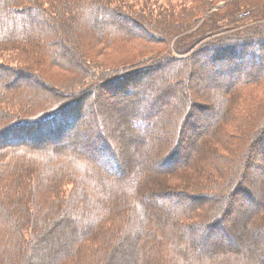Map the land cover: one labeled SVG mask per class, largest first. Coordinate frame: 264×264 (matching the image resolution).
<instances>
[{
	"label": "trees",
	"instance_id": "trees-1",
	"mask_svg": "<svg viewBox=\"0 0 264 264\" xmlns=\"http://www.w3.org/2000/svg\"><path fill=\"white\" fill-rule=\"evenodd\" d=\"M217 1L224 0H0V48L36 54L26 72L0 66V264H30L40 241L61 225L66 236L37 264H264V184L256 201L252 177L264 176V103L252 97L261 92L264 99V0H235L209 12ZM199 21L197 35L184 41L182 34ZM75 30L96 36L112 53L125 51L126 59L112 68L93 65L72 39ZM218 32L230 33L194 51L197 66L214 67L207 68L209 77L195 76L187 65L192 54L144 67L143 59L131 62L149 54L151 45L178 38L175 50L177 44L187 48ZM167 66L176 67H168L159 89L200 81L197 96H204L203 85L213 93L207 110L212 120L195 132V144L206 147L213 164L195 148L207 164L185 169L178 187L163 177L193 159L191 148L179 159L175 151L194 104L187 96L173 103L168 91L153 95L145 88ZM185 69L187 81L179 75ZM56 71L70 73L63 86L53 81ZM135 73L152 79L137 91L129 113L117 114L119 127L107 130L97 101L108 97L112 82ZM243 96L252 97L250 106L258 111L247 114L246 146L233 165L218 154V145L208 147L207 138L230 121L234 99ZM144 103L145 114L138 113L135 107ZM56 122L65 125L57 128ZM70 123L77 134L60 139L56 131ZM118 128L122 138L115 135ZM117 137L122 150L112 141ZM229 148L223 149L233 153ZM84 242L95 247L83 250Z\"/></svg>",
	"mask_w": 264,
	"mask_h": 264
},
{
	"label": "rangeland",
	"instance_id": "rangeland-1",
	"mask_svg": "<svg viewBox=\"0 0 264 264\" xmlns=\"http://www.w3.org/2000/svg\"><path fill=\"white\" fill-rule=\"evenodd\" d=\"M231 1H235V0H224V1H217L214 2V5H211L209 12H218V11H222L225 10L226 7L229 5V3L231 4ZM172 2L174 4H176V0H172ZM170 4L171 1H170ZM191 6L190 4H187L185 7V9H189ZM204 17L206 16L203 15ZM77 23H80L79 20L76 21ZM202 22L199 21L198 23H195L188 31H185L182 36H187V35H197V32L199 30V25ZM249 29L250 26L246 25V26H242L238 29ZM73 31V30H72ZM77 32L76 37L72 36L73 40L79 44V46H82L83 50L85 51V55L86 57H90L93 58L94 61L91 62L93 65H97L99 68L102 67L98 64L107 66V67H117L120 66V62H122L123 60L126 59V57L124 56L125 51H120L118 53H112L109 50H106L105 48H103L101 46L100 43H98L95 38H97L96 36L90 37L87 34V37L85 36V33L82 30H75ZM230 32H218V33H214L212 36L206 37L204 39H200L199 41H196L194 43H192L191 47H187V48H181V44H177L176 46V50H175V45L176 42L178 41V38H174L172 40H170L168 43L166 44H161V45H151L150 46V53L149 54H145L144 56H139L137 59L131 60L132 61H136V60H141L139 63L140 66H147L153 63V61L155 60H160L161 58L164 59V57L167 56H175L178 59H183L186 56L192 54L190 61H188V64L190 63V67L194 69V72L197 74H195V76L198 79H201L202 74L204 73L205 75H207V68H213L212 66L208 67L207 64H203V65H196V62L193 60H196L195 56V52H197L198 50H200L201 48H203L206 43H210L211 41L216 40V38L221 37L223 35H226ZM71 34V33H70ZM188 36L184 39L187 40ZM71 41V40H70ZM72 44V42L69 43V45ZM138 44V43H136ZM27 47V46H24ZM98 47H100V49H98ZM81 50V49H80ZM29 50H25V51H19L17 49H12L11 47H3L0 48V66L2 67H6L7 65L10 66H17L20 68H24V69H20L23 70V72L27 71V63L32 62L33 58H36V54L32 55L30 53ZM169 52V53H166ZM141 53V52H140ZM194 53V54H193ZM163 62H166L168 60H162ZM201 61V59L199 60ZM198 62V61H197ZM200 64V62L198 63ZM161 65V64H160ZM159 65V66H160ZM244 65V63L242 64ZM157 64L154 65V67H156ZM169 68L174 69L176 66H167L164 70L165 72L161 73L160 77H156L152 83H149V79H152V77H148L147 75V79H143L142 74L139 75V77L136 76V73L133 75H130L128 78H126L125 80H119V81H115L112 82L110 85L107 86V98L105 97L104 99H102L101 97H99L98 99V112L101 114L102 119L104 120V124L107 127V130H112L113 126H116V123L118 122L119 118L117 117V114H122V116H125L126 114L129 113V111L132 109L133 106V102L135 100V98H137V91L141 88L144 87V85L147 83V88L148 92H150V94H158L160 93V90L163 89L164 93H166L169 95L168 98L169 101H176V102H183L184 100L187 101V97L189 100V97L192 99V104L193 105V110H191L190 112L188 111V114L190 113L191 115L188 116V119L190 118V121L188 120H183V128H182V132H181V137L178 142H180L178 148L175 151V156L177 157V159L180 158V156H182L184 153H186V151L191 148V150L193 151L192 154V158L190 159V161L188 160V157L186 158V160L184 161V163H182L180 165L184 166L183 169H181V172H178L177 174H171L172 172L170 171L171 176H164V183H168L171 186L174 187H178L176 185H183L181 182H179V180H182L183 177V172L185 169H188L190 167H200V166H204L207 163H201L199 161V155H198V151L195 150V148L199 149V144H195L196 141L198 139L197 134L195 135L196 131H199L200 133L205 131V129H207L208 127L205 124V121H211L212 120V116L210 115V113L207 110H211V108L213 107L212 104L210 103L211 100H213L212 95L213 93H211V85H203V89L204 90V96L203 97H199L196 95V91L198 90V88H200L202 86V82H198L196 84H188L184 82H182L181 87H175L173 88V85L171 86H163V88L159 89L160 87V83H161V79L162 78H166L167 74L170 70H168ZM27 68V69H26ZM26 69V70H25ZM50 71H54V70H50ZM15 73V72H14ZM54 74V83L58 84V82H60V85L63 86L62 83V79L66 78L69 76L70 73L64 71H56V72H52ZM184 74V78H186L185 81L189 80L190 76H189V72L188 70L185 69V71H181L179 72V75H183ZM170 75V73L168 74ZM207 77H209L207 75ZM123 83H117L120 81H123ZM116 85L115 88H111L112 85ZM199 84V85H198ZM53 87V86H52ZM129 89H131L132 91H129ZM197 89V90H196ZM260 90L263 89L264 92V88H259ZM60 91H63V89L59 88ZM161 90V91H163ZM56 91V90H55ZM68 94V93H67ZM187 96V97H186ZM206 97V98H205ZM245 99H239V97L237 98V101L234 99V104L232 105L231 109L232 111L228 114H230L231 116H228V118H231L230 121H224L222 124L220 123L218 127L214 128L212 131V135L207 138V141H209V145L208 147L210 149H213V151L216 149V145H218L220 147V149L222 151H220L218 154L220 156L223 157V160H232V164L236 165L238 160L237 158H239L240 154V150H244L246 144V140L247 138H245L246 133L248 132V124H249V120H247L246 118L248 117L247 114L248 112H250V110H255L256 112L258 111V107L256 106H250V99L253 97L255 99V103L256 102H262L264 103V99L262 98V93H256L254 94L251 98L249 97V100L246 98V96H243ZM107 99V100H106ZM104 100H106L107 103L104 102ZM232 100V99H231ZM233 101V100H232ZM147 104L144 103V105H139L135 107V110H139L138 113H142L144 111L147 110ZM257 105V104H256ZM141 106H144L143 108H141ZM146 106V107H145ZM176 107V106H175ZM96 108V109H97ZM198 108H204L203 110L198 109ZM96 109H92L93 113L96 111ZM176 110L180 113H183L184 109H182L180 106H178V108H176ZM187 113V112H186ZM113 114V115H112ZM186 115V114H185ZM115 116L117 118H115ZM121 116V117H122ZM211 116V117H210ZM142 117V116H141ZM182 116H180L181 118ZM179 118V114H178V119ZM73 119V117H72ZM244 119V121H243ZM90 120V119H89ZM156 118L152 119V123H156ZM187 121V122H186ZM208 123V122H207ZM57 126V122L55 123ZM158 124V123H157ZM65 125V123L63 124H58V127H61ZM75 125H78V123H76ZM82 125V124H81ZM84 125H86V122L84 123ZM159 125V124H158ZM177 125V124H176ZM74 125H72L71 123L68 124L65 127H62V129H58L56 131V135L60 138V139H67L69 136H72L73 134H77L76 131H74V129L76 127H73ZM121 128L123 125H120ZM119 126H116V128ZM89 128V127H88ZM121 128L115 129V135L118 136L119 138H122V131L120 130ZM43 129H40V133H42ZM59 131V132H58ZM23 131L16 133V136L20 137L22 135ZM207 134V133H206ZM117 137V139L115 140L114 138L112 139V141L114 142V144L119 147L116 142L119 140ZM160 137V136H159ZM72 138V137H70ZM68 138V139H70ZM213 138L217 139V140H213ZM83 139V138H82ZM81 139V140H82ZM122 140H120L121 142ZM84 142V141H82ZM169 143V142H168ZM192 143V144H191ZM231 143V144H230ZM84 144V143H82ZM173 144V143H172ZM228 144L230 145L229 150L231 149L233 151V153L231 152H226L224 148V145ZM236 144V145H235ZM231 145H233L231 147ZM191 146V147H190ZM214 147V148H213ZM120 148V147H119ZM122 150V148H120ZM126 152L130 153L128 151L127 148ZM165 150H167V148H165ZM200 153H202L200 156L203 157L205 162L209 163V167L210 165L213 164V162L211 161V159L207 160L208 154L206 153V147H203L202 145V149L200 148ZM179 151V152H178ZM170 158L169 161H172L174 158ZM212 156V155H211ZM206 158V159H205ZM134 159V157H133ZM136 160V159H135ZM129 163L130 166L133 167L135 165L136 162L132 161L131 159H129ZM223 167H226V169L229 166H226V162L223 164H220ZM179 174L181 175V177H179ZM252 177L255 178V185L254 187L257 188V192L255 195V199L256 201H258L260 199V193L258 191V189L262 188V185L264 184V176H256V173H252ZM158 190H165L164 188H160ZM237 221V220H236ZM235 223H238L235 222ZM71 224V223H69ZM65 225H61L60 228L51 231L47 237H45L46 239H42V241H40V243L42 244V246H40L38 252H35L33 259L31 260L30 264H37L40 260H44L46 261L45 257H47V254L49 253V251L52 248H57L56 244L58 242L61 241L62 237H65L67 234V230H65L64 228ZM81 247L83 248V250L85 248L89 249V248H94L95 247V243H90V242H84ZM42 249V250H41ZM82 250V251H83ZM93 250V249H92ZM53 251V250H52ZM50 252V254H53V252ZM81 251V252H82ZM80 252V253H81ZM49 256V254H48ZM44 257V258H43Z\"/></svg>",
	"mask_w": 264,
	"mask_h": 264
},
{
	"label": "bare ground",
	"instance_id": "bare-ground-1",
	"mask_svg": "<svg viewBox=\"0 0 264 264\" xmlns=\"http://www.w3.org/2000/svg\"><path fill=\"white\" fill-rule=\"evenodd\" d=\"M195 53V52H194Z\"/></svg>",
	"mask_w": 264,
	"mask_h": 264
}]
</instances>
